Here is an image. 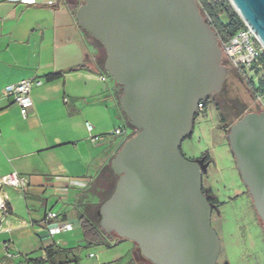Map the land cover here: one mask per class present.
Listing matches in <instances>:
<instances>
[{"label":"water","instance_id":"95a60500","mask_svg":"<svg viewBox=\"0 0 264 264\" xmlns=\"http://www.w3.org/2000/svg\"><path fill=\"white\" fill-rule=\"evenodd\" d=\"M77 1V21L104 46L106 72L123 86L121 108L138 130L112 160L119 178L100 227L153 264H217L221 242L202 183L209 162L181 152L198 103L228 74L215 31L196 0ZM230 2L264 44V0ZM228 140L264 226V112L244 114Z\"/></svg>","mask_w":264,"mask_h":264},{"label":"crops","instance_id":"0c3cea01","mask_svg":"<svg viewBox=\"0 0 264 264\" xmlns=\"http://www.w3.org/2000/svg\"><path fill=\"white\" fill-rule=\"evenodd\" d=\"M77 7L76 0H0V178L17 171L30 181L5 187L10 214L0 231V264H144L134 242L110 235L94 244L98 254L82 251L93 246L79 219L100 223L119 178L112 160L133 129L121 108L122 86L101 68L106 50L79 25ZM24 79L41 81L26 117L2 94ZM59 203L73 228L52 236L45 215Z\"/></svg>","mask_w":264,"mask_h":264},{"label":"rangeland","instance_id":"374dc122","mask_svg":"<svg viewBox=\"0 0 264 264\" xmlns=\"http://www.w3.org/2000/svg\"><path fill=\"white\" fill-rule=\"evenodd\" d=\"M247 112H260L253 90L229 66L222 88L198 113L193 133L181 144L186 159L192 161L208 154L211 160L202 183L219 201L213 205L211 216L212 227L221 242L217 264H264V226L241 179L228 140L230 127ZM91 246L82 250L87 251L85 258L88 254H98L100 247ZM140 259L144 264H151Z\"/></svg>","mask_w":264,"mask_h":264},{"label":"built area","instance_id":"2783aa9c","mask_svg":"<svg viewBox=\"0 0 264 264\" xmlns=\"http://www.w3.org/2000/svg\"><path fill=\"white\" fill-rule=\"evenodd\" d=\"M25 5H33L39 0H10ZM243 20V19H242ZM244 26L238 29L231 37L226 40H218L222 51V61L227 67L234 69L251 86L263 85V89L254 93V99L259 108L264 112V44L261 42L256 32L243 20ZM108 75L102 77L106 80ZM41 84L35 79H24L15 84L7 85L2 94L4 97H12L17 105L20 106L21 114L26 117L29 107L32 105L30 92L34 86ZM204 110V100L198 103L197 113ZM89 131L93 130L92 125L87 124ZM115 133L120 134L122 130L116 129ZM92 140L98 138L97 135L91 136ZM29 179L12 171L0 178V231L5 229L7 218L10 214L9 197L5 187L25 188L29 185ZM67 211L66 204H58L49 207L46 211V228L50 235L69 231L73 224L62 220V216ZM93 256V254H91Z\"/></svg>","mask_w":264,"mask_h":264},{"label":"trees","instance_id":"16d2710c","mask_svg":"<svg viewBox=\"0 0 264 264\" xmlns=\"http://www.w3.org/2000/svg\"><path fill=\"white\" fill-rule=\"evenodd\" d=\"M196 1H197L199 8H200V11L203 14V17L208 21V23L211 25L212 29L215 31L218 40L228 39L238 29H240L244 26V23H243L241 16L235 10V8L232 6V4L230 3L229 0H196ZM221 16L225 18V21L221 18ZM95 40L99 43V45H101L102 48H104V46L102 45V43L100 41H98L97 39H95ZM105 61H106V56L101 60L100 64H101V68L103 69V71L107 74L106 69H105ZM56 77H58V75H51V76H49V79H54ZM251 88L253 90V95H254L255 91L263 89V85H261L259 83L258 85L251 86ZM122 90H123V86H122ZM120 94H122V91ZM209 100H210L209 96L206 99H204V109L207 107ZM259 111L262 112V110L260 108H259ZM123 113H124L125 118L128 121V125L132 129H134V131H135L131 135V136H133L137 133L138 130L135 126H133L131 124L129 117L126 115V113L124 111H123ZM197 116H198V113H196V115H195L194 122H195ZM241 117H239L238 119H240ZM181 152H182V149H181ZM182 154H183V152H182ZM204 156L206 157V161H208V162L211 161L208 154H205ZM203 191H207L208 194L211 196V198L209 199V202L212 205H218L219 204L218 199L215 197L213 191L210 188L203 187ZM79 221H80L81 229L83 231L84 239H85V242L87 245H94V244L103 243V242H105L106 237L108 235L114 236L119 240H124V239L118 237L114 233L113 234H107L100 227L99 223L95 224L94 222H92L91 220L87 219L84 216H81ZM137 250H138V252H140V249L138 246H137ZM140 257L142 259H145L149 263L153 264L152 262H150L149 260L144 258L142 255Z\"/></svg>","mask_w":264,"mask_h":264},{"label":"flooded vegetation","instance_id":"af4514ba","mask_svg":"<svg viewBox=\"0 0 264 264\" xmlns=\"http://www.w3.org/2000/svg\"><path fill=\"white\" fill-rule=\"evenodd\" d=\"M77 1V0H76ZM77 3L79 4V2L77 1ZM220 91V90H219ZM218 91V92H219ZM217 93V92H216ZM216 93H214V94H216ZM214 94H211L210 96H209V98H211Z\"/></svg>","mask_w":264,"mask_h":264}]
</instances>
